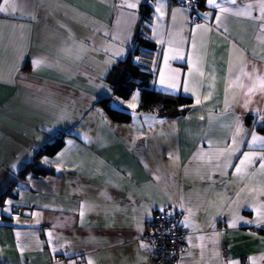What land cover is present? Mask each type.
<instances>
[{"label": "crops", "instance_id": "0c3cea01", "mask_svg": "<svg viewBox=\"0 0 264 264\" xmlns=\"http://www.w3.org/2000/svg\"><path fill=\"white\" fill-rule=\"evenodd\" d=\"M128 2L135 0H19L14 15L0 14V191L45 144L63 138L54 154L38 159L52 172L16 179L14 196L0 206V264H150L145 223L167 205L192 237L175 264H264V233L257 232L264 226L246 223L264 203V176L257 171L241 181L234 168L223 175L215 166L223 168L237 116L244 129L264 136L253 110L264 111L260 95L250 96L249 111L234 105L253 65L264 76L261 0H217L224 13L206 0L194 10L173 0L121 7ZM157 6L162 16L154 14ZM245 11L250 15H237ZM140 37L154 47L139 45ZM118 48L123 55L115 57ZM135 49L134 61L151 73L149 86L191 97L188 110L162 116L130 109L139 105L140 89L127 99L113 93L104 77ZM36 59L44 60L38 68ZM161 72L166 82L175 75L179 91L160 86ZM102 97L131 119L111 120L97 103ZM226 101L233 105L227 111ZM14 206L30 211L12 218Z\"/></svg>", "mask_w": 264, "mask_h": 264}, {"label": "snow or ice", "instance_id": "6c2138e0", "mask_svg": "<svg viewBox=\"0 0 264 264\" xmlns=\"http://www.w3.org/2000/svg\"><path fill=\"white\" fill-rule=\"evenodd\" d=\"M19 0H0V14H6V15H14L17 12V3ZM140 0H135V2H128L126 5L122 4L121 7H127L129 9H137L138 3ZM187 2H191V0H187ZM232 4H236L237 0H231ZM206 5L210 6L215 9H219L221 13H224L227 11V9L221 7V5L217 2V0H206ZM252 6L250 5L249 8ZM261 12V17L259 19L262 21L261 27L264 29V0H261L260 5L258 6ZM177 11H181V9H178ZM154 14L163 15V6H157L154 9ZM205 17L210 15L209 13L204 14ZM237 15H250V12H239ZM134 14H130L128 25L125 27V35L124 40L126 41L129 37L127 35L128 26H130L131 20L134 19ZM172 19L175 20L176 16L175 13L172 15ZM217 20H219V16L216 17ZM203 25L201 24H195V28L199 29L202 28ZM105 36H108L109 33L105 32ZM115 57H119L123 55V52L121 49H117V51L113 54ZM138 59V58H137ZM174 59H180L184 60V56H175ZM168 57L165 56V63H167ZM113 62V58L110 57L108 63L111 64ZM44 63V60L42 59H36L33 61L34 67L38 68L41 66V64ZM189 66V72L192 71V63L191 60L188 61ZM257 69L253 65L252 72L247 73V78L249 80L248 84L241 83L240 88L245 89L242 91L240 98L234 101V105L242 107L245 111L250 110V105L253 103L250 99V96L253 93H258L260 95V101H257L256 103L264 102V76L257 77L256 74ZM202 74V73H201ZM240 77L237 76L236 80H239ZM159 84L164 89H172L179 91V84L175 78V75H173L167 82L165 80L163 72L160 73L159 78ZM185 92H188L189 89L185 86L183 89ZM139 96V91H137L131 99L133 101L137 100V97ZM122 105V102H120ZM200 103V99L196 98V104ZM127 107L130 109H135L138 107L135 103H129L127 104ZM233 105H228L226 101V111L229 108H232ZM256 112V115L258 117L257 122H264V111H261L259 108L253 109ZM250 136L251 138L247 140V149L248 151H244L241 153L240 156H237V153L241 152V146L245 144V137ZM231 149H226L224 152L221 153V156L224 158L223 162V168L220 166V162H217L215 165L218 169V171L221 172L223 175H227V172L224 171V169L227 168H234V172L232 173L234 177L238 178L239 180H244L250 176L256 175L257 171L260 173L261 176H264V136H259L256 134L255 131L249 132L247 129H244L242 126V122L240 117H236V131L231 137ZM258 149V151H257ZM238 160V163L232 164L231 161L233 159ZM257 160L259 161L258 169L255 167ZM262 195H264V189H262L261 192ZM9 204L11 201L8 202ZM4 211H8V209H4ZM159 211L162 213L164 212L163 208H160ZM257 212V219L253 222H247L246 223H255L258 227L264 226V203H261L260 206L256 209ZM81 216L84 215V212L81 211ZM183 227H189V225L185 222H181ZM232 226V225H230ZM139 231H142V229H138ZM189 241L192 239V237H188ZM202 239V237H201ZM142 248H147L148 246L145 244L140 245ZM222 259V258H221ZM89 264H92L91 261H89ZM228 264H232V262H228Z\"/></svg>", "mask_w": 264, "mask_h": 264}, {"label": "trees", "instance_id": "16d2710c", "mask_svg": "<svg viewBox=\"0 0 264 264\" xmlns=\"http://www.w3.org/2000/svg\"><path fill=\"white\" fill-rule=\"evenodd\" d=\"M203 2L204 0H199V5H203ZM141 13L143 18H150L152 13L148 3L142 4ZM139 45L145 46L146 48L154 47L152 42L148 41L145 43L141 37L139 38ZM137 53V49L130 51L126 59L117 61L105 75L104 81L113 90V93L122 99H127L133 89L138 88L141 90V100L138 105V110L155 111L162 116L178 115L188 110L192 104L191 97L183 94L174 95L163 93L149 86L148 81L151 77V73L142 69L140 65L134 61V56L137 55ZM97 103L103 108L109 118L113 121L128 122L131 119L130 112L121 108L113 107L108 97H102L98 99ZM258 129L264 132V127H259ZM62 140V137H58L45 144L40 150L36 152V158L33 162L26 164L19 172L15 174V177L13 175H9L8 178L14 182L16 179L24 178L28 173H31L34 176L51 173L52 169L40 165L38 159L41 156L54 154L60 148ZM13 182L10 183V187L7 186L2 191H0V206L3 205L6 197L14 196V193L11 190ZM168 206H171L173 210H177V208L173 205H167L164 210ZM14 208L15 206L12 210H14ZM160 212L161 211H157L155 214ZM257 232L264 233V230L257 229Z\"/></svg>", "mask_w": 264, "mask_h": 264}, {"label": "built area", "instance_id": "2783aa9c", "mask_svg": "<svg viewBox=\"0 0 264 264\" xmlns=\"http://www.w3.org/2000/svg\"><path fill=\"white\" fill-rule=\"evenodd\" d=\"M194 10L199 5V0H173ZM29 208L15 206L9 213L12 218H18ZM181 213L168 206L164 212L154 214L145 223L144 234L152 246L150 264H175L187 250L188 231L181 224ZM59 258V257H57Z\"/></svg>", "mask_w": 264, "mask_h": 264}, {"label": "rangeland", "instance_id": "374dc122", "mask_svg": "<svg viewBox=\"0 0 264 264\" xmlns=\"http://www.w3.org/2000/svg\"><path fill=\"white\" fill-rule=\"evenodd\" d=\"M111 104H112V103H111ZM112 106H113V107H117V105H115V104H113ZM117 108H118V107H117Z\"/></svg>", "mask_w": 264, "mask_h": 264}, {"label": "flooded vegetation", "instance_id": "af4514ba", "mask_svg": "<svg viewBox=\"0 0 264 264\" xmlns=\"http://www.w3.org/2000/svg\"><path fill=\"white\" fill-rule=\"evenodd\" d=\"M23 214H24V213H23ZM20 216H21V215H20ZM20 216H19V217H20Z\"/></svg>", "mask_w": 264, "mask_h": 264}]
</instances>
